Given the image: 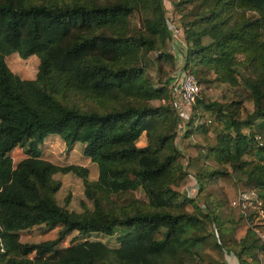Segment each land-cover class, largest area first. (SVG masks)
<instances>
[{
	"label": "trees",
	"instance_id": "16d2710c",
	"mask_svg": "<svg viewBox=\"0 0 264 264\" xmlns=\"http://www.w3.org/2000/svg\"><path fill=\"white\" fill-rule=\"evenodd\" d=\"M67 1L0 0V264H227L224 249L237 264H260L264 242L232 201L252 188L264 192V0H170L183 70L200 87L240 86L253 105L242 116L240 100L210 101L201 90L179 145L171 76L160 78L176 62L163 0ZM12 53L38 57L34 79L11 71ZM143 132L148 143L138 146ZM51 135L67 149L81 143L96 178L88 167L45 159ZM16 147L26 157L14 165ZM205 158L218 167L200 165ZM56 173L81 179V211L58 204ZM204 178L239 188L223 199L203 196ZM40 225L59 228L57 236L19 240L18 231ZM119 228L115 247L87 238ZM73 232L83 239L60 248Z\"/></svg>",
	"mask_w": 264,
	"mask_h": 264
},
{
	"label": "rangeland",
	"instance_id": "374dc122",
	"mask_svg": "<svg viewBox=\"0 0 264 264\" xmlns=\"http://www.w3.org/2000/svg\"><path fill=\"white\" fill-rule=\"evenodd\" d=\"M35 1H45V0H35ZM54 2H58L59 4H62L64 2H69L67 0H51ZM166 1L170 0H163L164 4H166ZM165 7V5H164ZM172 10V9H171ZM138 23V15L134 14L130 17V24L135 26ZM169 44V43H167ZM169 51L170 48L168 47ZM150 55L154 58L155 54L153 52L150 53ZM6 58H8V64L10 65V68L14 70L16 73H18L22 78L24 79H33L36 77L37 68H38V57L36 55H32L26 59L21 58L17 53L14 55H8ZM164 72L166 74L163 75V77H160L162 80H167L169 76L172 74V68L173 67H166L164 66ZM174 69V68H173ZM150 74L152 76L157 75L155 72V67H153L150 70ZM201 96L212 100H218L221 102H229L232 100L235 101H241V107L239 109L240 114L239 115H246V111L250 110L252 108V104L249 98L248 91H244L243 89L238 87H228L225 84H213L212 86L208 87L205 84H201ZM171 95V94H170ZM172 95L170 97L171 102ZM77 100L80 104L86 103L84 99L79 96L69 95V100ZM243 100V101H242ZM243 103V104H242ZM173 104V103H172ZM211 135H214V132H209ZM53 136V135H51ZM148 143V139L146 137V134L143 132L138 140L136 141V144L138 146H144ZM179 145V143H178ZM82 144L77 142L75 146L72 149H67L64 142L59 137H53L52 139L46 140L45 145L43 146V157L52 163L58 164V165H67V164H77L81 166H85L89 168V178L93 179L97 176V167L94 162H92L89 158H86L82 154ZM187 154V153H186ZM196 155V154H195ZM185 158H187L186 155H184ZM184 158V159H185ZM182 157L178 159V161L183 164L184 162ZM200 165H206L207 167L211 168H217L218 165L215 163V160L213 158H205L200 160ZM222 167L225 168L228 172L232 171V168L229 164H222ZM54 178L59 180L61 183V187L59 191L56 193V200L59 205L66 206L69 210L72 211H81L80 206V200L84 199L83 194V184L81 179L73 174V173H56L54 175ZM204 190L202 192V195L205 196L207 194H212L213 198L216 199H223L224 195H228V192L231 194L238 190L239 186L237 187H226L223 183L218 182L215 179L210 178H204ZM228 186V184H226ZM191 184L189 185V187ZM136 195L140 199H144L143 192L141 190H138L136 192ZM227 203V201H226ZM225 202L223 203L224 207L226 208L227 204ZM89 207H92V203L88 201ZM59 228L49 229L48 227L44 225L40 226H34L30 229H25L18 231V238L21 242H40L44 240H51L54 239L57 236ZM122 232V229H116V232L113 236L104 235L101 233H93L89 235L87 238L90 240H99L107 244L109 247H115L117 246L116 237L119 236V234ZM76 237L78 240L83 239L80 235H78L77 232L71 233L67 238H65L59 245L60 248L68 246L72 239ZM86 238V239H87ZM230 250L224 249L226 257L228 256L229 259L232 261L234 258H236L233 253L229 252ZM258 261L260 264L264 263V252L260 253L258 256ZM227 264L230 263L227 261ZM237 264V259L236 263Z\"/></svg>",
	"mask_w": 264,
	"mask_h": 264
},
{
	"label": "built area",
	"instance_id": "2783aa9c",
	"mask_svg": "<svg viewBox=\"0 0 264 264\" xmlns=\"http://www.w3.org/2000/svg\"><path fill=\"white\" fill-rule=\"evenodd\" d=\"M168 16L167 21L171 30L172 43L181 46L180 41L184 43L183 32L179 25H176V16L170 14L169 9L165 8ZM170 90L172 95V103L177 113V132L176 142H180L181 137L186 129V122L189 118L191 106L194 104L197 96L201 91V87L195 77L183 70V58L175 62V69L170 77ZM259 145L263 144V140L259 135L255 136ZM187 158L183 161V169H186ZM191 186L189 187V185ZM261 188H252L248 191H242L238 197L232 201L233 206L240 208L248 228L264 242V192L260 193ZM188 195L191 198L197 196L198 185L193 176H190V182L187 185Z\"/></svg>",
	"mask_w": 264,
	"mask_h": 264
},
{
	"label": "crops",
	"instance_id": "0c3cea01",
	"mask_svg": "<svg viewBox=\"0 0 264 264\" xmlns=\"http://www.w3.org/2000/svg\"><path fill=\"white\" fill-rule=\"evenodd\" d=\"M165 5V8H168L169 9V13L170 14H173L172 12V4H171V1H166V4ZM174 15V14H173ZM176 25H178V20H177V17L175 19V22H174ZM181 43V46L179 44V46L177 44H174L172 43V40H169V44H168V47L170 48V52L174 55V57L177 59V60H181L183 58V54H184V50H185V45L183 44L182 41H180ZM16 53H12L11 55H14ZM7 57V56H6ZM6 60V63L8 65V67L10 68V65L8 64V58H5ZM39 63V62H38ZM11 69V68H10ZM11 71H13L14 73H16L14 70L11 69ZM20 78H22L18 73H16ZM24 79V78H22ZM34 79V78H33ZM252 104V103H251ZM252 108H253V105H252ZM252 108L249 110L251 111ZM54 136H48L46 138V140H50L52 139ZM46 140H45V143H46ZM75 146V145H74ZM11 157H12V161H13V164L15 165L17 162H19L21 159L25 158L26 155L24 154L23 152V149L21 147H16L15 149L12 150L11 152ZM96 178V177H95ZM93 178V179H95ZM226 259H228L227 261L229 262L230 260V263L229 264H234V262L236 263V258H234V260L232 261L231 259L228 258V256L226 257Z\"/></svg>",
	"mask_w": 264,
	"mask_h": 264
}]
</instances>
